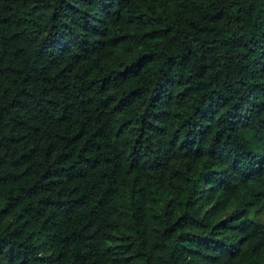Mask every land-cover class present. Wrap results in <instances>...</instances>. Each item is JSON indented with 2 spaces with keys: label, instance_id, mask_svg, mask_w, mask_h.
I'll use <instances>...</instances> for the list:
<instances>
[{
  "label": "trees",
  "instance_id": "trees-1",
  "mask_svg": "<svg viewBox=\"0 0 264 264\" xmlns=\"http://www.w3.org/2000/svg\"><path fill=\"white\" fill-rule=\"evenodd\" d=\"M264 0H0V264H264Z\"/></svg>",
  "mask_w": 264,
  "mask_h": 264
},
{
  "label": "rangeland",
  "instance_id": "rangeland-1",
  "mask_svg": "<svg viewBox=\"0 0 264 264\" xmlns=\"http://www.w3.org/2000/svg\"><path fill=\"white\" fill-rule=\"evenodd\" d=\"M256 218L263 219L264 218V209L260 211H256L254 214Z\"/></svg>",
  "mask_w": 264,
  "mask_h": 264
}]
</instances>
